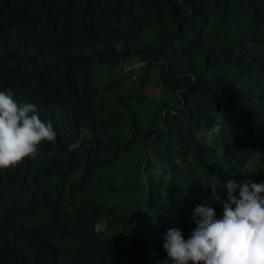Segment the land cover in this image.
Returning a JSON list of instances; mask_svg holds the SVG:
<instances>
[{"label": "trees", "instance_id": "16d2710c", "mask_svg": "<svg viewBox=\"0 0 264 264\" xmlns=\"http://www.w3.org/2000/svg\"><path fill=\"white\" fill-rule=\"evenodd\" d=\"M8 89L56 140L0 169V264H170L169 229L264 182V0H0Z\"/></svg>", "mask_w": 264, "mask_h": 264}, {"label": "clouds", "instance_id": "9594fccd", "mask_svg": "<svg viewBox=\"0 0 264 264\" xmlns=\"http://www.w3.org/2000/svg\"><path fill=\"white\" fill-rule=\"evenodd\" d=\"M224 118L217 113V120ZM221 123L208 130L206 143L221 132ZM52 123L41 120L37 106L18 104L11 89L0 91V169L15 168L27 158H35L44 142L54 143ZM79 143L69 145V150ZM212 199L219 201L216 185ZM223 215L217 218L214 208L197 206L191 217L196 227L185 240L182 231L169 229L163 248L170 264H264V182L228 181ZM239 189V196L234 193Z\"/></svg>", "mask_w": 264, "mask_h": 264}, {"label": "rangeland", "instance_id": "374dc122", "mask_svg": "<svg viewBox=\"0 0 264 264\" xmlns=\"http://www.w3.org/2000/svg\"><path fill=\"white\" fill-rule=\"evenodd\" d=\"M134 67H137V65H135ZM148 90H150V93H151V91L153 92V93H156V92H158L157 90H151V89H148Z\"/></svg>", "mask_w": 264, "mask_h": 264}]
</instances>
